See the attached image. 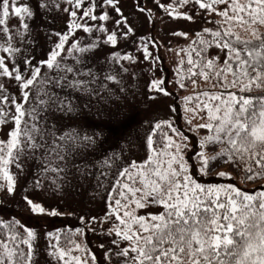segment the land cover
<instances>
[{"label": "rangeland", "instance_id": "374dc122", "mask_svg": "<svg viewBox=\"0 0 264 264\" xmlns=\"http://www.w3.org/2000/svg\"><path fill=\"white\" fill-rule=\"evenodd\" d=\"M17 3L27 5L33 15L22 14L21 19L10 8L6 24L0 26L9 31L0 32V44L7 47L11 43L20 51L11 58L0 49V55L5 56L10 69L15 63L25 76H30L36 66L41 69L37 82L28 89L29 100L24 104L29 112L35 108L34 117L26 114L24 119L29 126L36 125L32 136L41 147L25 148L18 160L9 165L15 184L12 192L0 188V229H3L0 240L11 244L7 240L9 230L3 227L4 223H9L21 238H26L29 229L35 233L31 250L27 245L25 248L15 245L26 253L31 251L30 264H65L69 257L60 259L52 253H58L59 248L67 250L69 245L65 238L69 236L81 249H87L85 252L70 246L71 255L81 256L88 264H123V258L116 255L117 245L113 241L121 248L127 246V242L115 233L109 234L117 223L114 215L107 216L111 188L117 179H123L118 176L123 168L133 161L143 163L153 154V149L162 148L166 143L165 134L181 143L192 178L196 173L219 175L224 172L227 175L221 177L233 176L238 181L237 165L225 162L226 155L217 156L228 145L203 143L204 138L212 134V130L198 127L209 122L203 104L205 98L184 99L206 90L221 91L218 86L213 88L214 79L204 81L200 75L189 78L187 71L191 67L187 63L189 45L203 28L216 30L217 25L211 21L221 19L218 15L201 12L194 3L174 5L178 11L189 14L195 9L193 21H189L170 16V10L158 6L173 4V0H113L112 5L104 0H85L79 8L75 7L74 0L72 3L69 0H17ZM91 3L95 4L92 14L97 19L81 20L83 11ZM116 7L119 13L114 10ZM72 10L77 12L75 18L70 16ZM105 12L109 18L99 19ZM73 20L86 22L92 31L71 30ZM24 23L28 24L27 30L23 28ZM258 27L260 31L262 26ZM236 31L242 38H251L249 32L239 28ZM113 32L116 33L115 44L107 39ZM65 33H69V39L57 58L59 67L48 68L42 61L49 58L59 43L57 34ZM177 33H187V36ZM207 36L205 34L204 38L211 40ZM76 41L79 47L86 49L84 52L72 50ZM145 45L150 56L145 52ZM201 55L207 59L219 57L217 66L220 67L226 51L212 46ZM126 56L131 59H124ZM192 59H198L196 52ZM26 60L31 61L29 68L25 67ZM231 79L229 74L228 80ZM153 80H163L160 87L169 95L152 87ZM181 82L184 88L180 87ZM0 83L10 98L20 102L25 91L19 87L20 82L12 77H0ZM38 89L43 104L36 100ZM9 107L10 102L4 105L5 110ZM14 111V107L11 108V112ZM157 124L160 128H156ZM13 126L12 123L0 126V139L7 141ZM172 128L178 129L181 135L173 133ZM154 132L159 133L161 139L149 146L148 138L153 137ZM201 152L209 158L217 156L215 160L210 159L203 171ZM240 166L244 168V164ZM6 184L0 174V185ZM228 184L239 187L229 180L217 185ZM251 185L264 188V178L247 179L246 187ZM25 197L41 204L45 212H33ZM160 210L163 208L150 205L136 209V215ZM53 211L57 214L52 215ZM48 233L55 235L50 237Z\"/></svg>", "mask_w": 264, "mask_h": 264}, {"label": "snow or ice", "instance_id": "6c2138e0", "mask_svg": "<svg viewBox=\"0 0 264 264\" xmlns=\"http://www.w3.org/2000/svg\"><path fill=\"white\" fill-rule=\"evenodd\" d=\"M69 2L72 3V0ZM84 2L85 0H74L75 7H81ZM104 2L113 4V0ZM192 3L201 12L218 15L221 19L211 21L217 25L216 30L203 28L196 33L197 39L189 45V78L200 75L204 81L214 79L213 88L218 86L221 91L206 90L196 97L187 96L184 99L191 101L194 98H205L203 104L207 109L209 122L199 124L198 127L210 129L212 134L205 137L203 143L227 144L228 147L223 148L217 156L226 155L228 159L225 162L237 166L244 164L248 180L264 178V96L254 97L250 94L253 86L264 89V34L259 32L258 27L264 26V0H173V4L158 6L170 10V16L193 21L195 9L193 14H189L178 11L176 7ZM10 8L21 19L23 15H33L27 5L18 4L17 0H0V26L6 24ZM94 8L95 4L91 3L80 19L96 20L97 16L92 14ZM114 10L120 12L118 7ZM141 11L144 9L141 8ZM70 16L75 18L77 12L70 11ZM108 18L106 12L99 17L101 20ZM205 21L207 22L206 17ZM116 23L120 24L121 21ZM23 28L27 30L28 24L24 23ZM78 28H83L86 32L92 31L86 22L81 24L73 20L70 29ZM237 28L249 32L252 39L242 38L236 31ZM8 31L7 27L0 28V32ZM177 34L187 36V33ZM205 34H210L212 39H205ZM57 35L59 43L51 51L49 58L42 61L48 68L59 67L57 58L69 39V33ZM124 35L127 36V32ZM107 39L115 44L116 33H111ZM212 46L226 51V58L220 67L217 66L219 57L207 59L201 55ZM71 47L81 53L86 50L79 47V41ZM0 49L11 58L20 51L11 43L7 47L0 44ZM145 52L147 53L146 45ZM193 52L198 57L195 61L192 59ZM147 55L150 56L151 53ZM124 59L131 57L126 56ZM183 63L181 60L180 64ZM30 66L31 61L26 60L25 67ZM196 68L199 69L198 72L194 71ZM40 73V67L36 66L30 76H25L15 63L10 69L5 56L0 55V77H12L20 82V88L25 89L20 102H17L14 97H9L4 85L0 83V126L7 123L14 125L8 134L9 139H0V174L7 181L0 188H6L8 192L14 190L15 184L13 176L9 174L10 163L16 162L25 148L34 150L41 147L34 142L32 136L36 125L33 123L29 126L24 119L26 114L33 117L35 115V108L29 112L24 104L29 100L28 89L37 82ZM229 74L232 76L230 81ZM183 79L181 77L182 81ZM163 83V80H153L152 87L169 95L160 87ZM192 83L195 85L196 81L193 79ZM180 87H185L183 82ZM36 100L40 104L44 103L39 98V89ZM9 102L10 107L5 110L4 105ZM13 107L14 113L11 112ZM160 126L157 124L156 128ZM171 131L181 135L178 129L172 128ZM165 137V145L159 150L153 149V154L147 160L139 164L133 161L118 173L123 179L115 181L112 188L115 195L109 196L111 203L108 205L110 211L107 216L114 215L117 221L109 234L115 233L120 240L127 242V246L121 248L117 241H113L117 245L116 255L123 258V264H264V190L250 194L233 184L206 186L197 183L188 174L181 143H177L173 136L165 134ZM152 143V138L149 137L148 145L151 146ZM200 156L203 165L201 171L208 167L210 159H217V156L209 158L203 152ZM219 175L227 174L221 172ZM25 200L33 212H45L41 204L34 203L27 197ZM150 205L162 207L163 211L136 215V209ZM51 214L57 213L53 211ZM3 227L9 230L7 240L11 244L0 240V264H6V261L7 264H30L31 251L26 253L23 248L15 245L24 244L31 250L35 233L29 229L26 238H21L9 223H4ZM53 235L55 234L48 233L50 237ZM56 239L59 240V236ZM65 240L69 245L67 250L59 248L58 253L54 252L52 255H57L60 259L69 257L65 264H71L72 261L75 264H88L81 256L71 255L70 246L81 249V245L70 236Z\"/></svg>", "mask_w": 264, "mask_h": 264}, {"label": "trees", "instance_id": "16d2710c", "mask_svg": "<svg viewBox=\"0 0 264 264\" xmlns=\"http://www.w3.org/2000/svg\"><path fill=\"white\" fill-rule=\"evenodd\" d=\"M260 33L264 34V26H262L261 30L259 31ZM208 38L212 39L211 35L210 34H207ZM244 39H252L251 38H244ZM235 68V65L233 66ZM252 96H264V89H261V88H256L255 86H253V90L252 92L250 93ZM152 138V145L155 144V143H158V141H160L161 139V136L159 133H153V137ZM242 164H239V166H237L239 169V172H240V176H239V179L238 181H236L235 179H233L232 177L233 176H230V177H227V178H224V177H221L219 175H215L214 173H207V172H204V174H200V173H196V175L194 176V180H196V178H198V180H196L197 183H200V184H203V185H217L218 183H220V181H224V180H229L231 183H237L238 186L244 190V191H247L251 194H255V192L257 190H264V188L261 186V185H251L249 187H246V173L244 171V168H241ZM255 167V166H254ZM112 189V188H111ZM112 193V190L110 192V195ZM109 195V196H110ZM114 195V193L112 194ZM163 210H160L159 212H161ZM158 213V212H157ZM12 228V227H11ZM16 229L18 231H21L20 228L16 227ZM13 230V229H12ZM21 246L23 248L24 247V244H21Z\"/></svg>", "mask_w": 264, "mask_h": 264}]
</instances>
